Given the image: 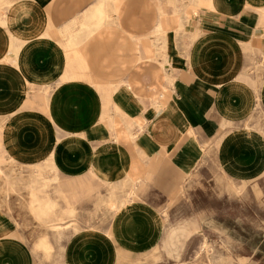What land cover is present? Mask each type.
<instances>
[{"label": "crops", "instance_id": "obj_1", "mask_svg": "<svg viewBox=\"0 0 264 264\" xmlns=\"http://www.w3.org/2000/svg\"><path fill=\"white\" fill-rule=\"evenodd\" d=\"M258 105L264 0H0V264H38L37 222H92L64 264L143 258L188 177L264 175Z\"/></svg>", "mask_w": 264, "mask_h": 264}, {"label": "rangeland", "instance_id": "obj_2", "mask_svg": "<svg viewBox=\"0 0 264 264\" xmlns=\"http://www.w3.org/2000/svg\"><path fill=\"white\" fill-rule=\"evenodd\" d=\"M251 119L252 127L264 134L260 105ZM22 169L38 171L43 178L53 173L55 179L44 178V186L60 181L47 164ZM39 208L43 215L49 211L45 204ZM165 214L168 222L161 242L131 264H264V175L240 182L213 166L209 172L188 177L179 198L170 202ZM37 223L45 232L52 231L36 245V255L42 254L38 264H64L69 233L92 222Z\"/></svg>", "mask_w": 264, "mask_h": 264}]
</instances>
